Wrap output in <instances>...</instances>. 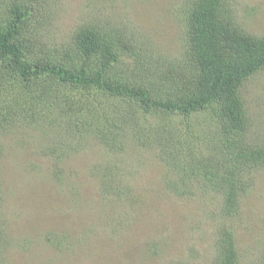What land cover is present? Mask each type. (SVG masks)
<instances>
[{
	"label": "rangeland",
	"instance_id": "374dc122",
	"mask_svg": "<svg viewBox=\"0 0 264 264\" xmlns=\"http://www.w3.org/2000/svg\"><path fill=\"white\" fill-rule=\"evenodd\" d=\"M184 1L52 0L46 32L59 42L84 24L126 27L128 37L133 30L176 53ZM232 6L240 27L264 36V0H232ZM242 94L253 119L248 138L255 139L264 133V74ZM126 107L120 104L133 109ZM59 119L54 106L35 112L18 106L0 125V235L8 239L0 264H204L214 255L219 194L210 190L193 202L168 189L180 176L158 133L165 134L160 127L180 130L178 117L140 110L107 140L106 129L101 137L79 133ZM192 125L195 151L204 160L217 157L208 141L215 137L212 120L204 112ZM105 178H123L124 192L106 196ZM243 178L246 191L233 225L241 264H255L264 251V168Z\"/></svg>",
	"mask_w": 264,
	"mask_h": 264
},
{
	"label": "trees",
	"instance_id": "16d2710c",
	"mask_svg": "<svg viewBox=\"0 0 264 264\" xmlns=\"http://www.w3.org/2000/svg\"><path fill=\"white\" fill-rule=\"evenodd\" d=\"M51 2L0 0V125L18 106L31 112L54 106L56 122L67 123L66 130L101 137L106 129L107 140L109 132L122 129L140 110L166 120L178 117L180 130L160 127L165 134L157 132L180 176L168 189L193 202L210 190L219 194L222 221L213 233L215 253L204 264H241L233 220L241 214L247 186L243 175L264 168V133L248 138L253 119L242 88L264 74V36L239 26L232 0H186L180 3L183 34L176 53L163 51L136 31L128 37L126 27L101 24L80 25L68 41L57 42L46 32ZM120 104L133 109L126 112ZM204 112L216 137L208 141L217 157L207 160L192 142V124ZM56 122L50 124L58 127ZM104 182L106 196L124 192L123 178ZM3 237L0 253L8 242ZM260 255L255 264H264V251Z\"/></svg>",
	"mask_w": 264,
	"mask_h": 264
}]
</instances>
